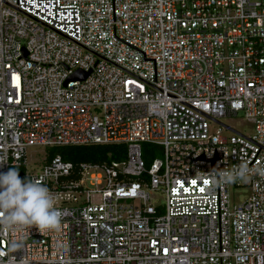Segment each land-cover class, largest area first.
Listing matches in <instances>:
<instances>
[{
    "label": "built area",
    "instance_id": "built-area-1",
    "mask_svg": "<svg viewBox=\"0 0 264 264\" xmlns=\"http://www.w3.org/2000/svg\"><path fill=\"white\" fill-rule=\"evenodd\" d=\"M238 113L251 135L219 122ZM108 144L122 161L25 167L29 146ZM142 144L160 157L146 165ZM240 163L250 197L230 205L217 174ZM11 167L61 221L13 232L0 212V264H264V0H0Z\"/></svg>",
    "mask_w": 264,
    "mask_h": 264
},
{
    "label": "clouds",
    "instance_id": "clouds-1",
    "mask_svg": "<svg viewBox=\"0 0 264 264\" xmlns=\"http://www.w3.org/2000/svg\"><path fill=\"white\" fill-rule=\"evenodd\" d=\"M250 171L246 163H240L218 172V181L222 184L244 181ZM0 212L4 214V223L13 232L23 227L54 230L61 221L56 198L48 187L41 182L21 180L15 167L0 172Z\"/></svg>",
    "mask_w": 264,
    "mask_h": 264
},
{
    "label": "rangeland",
    "instance_id": "rangeland-1",
    "mask_svg": "<svg viewBox=\"0 0 264 264\" xmlns=\"http://www.w3.org/2000/svg\"><path fill=\"white\" fill-rule=\"evenodd\" d=\"M219 122L234 130L235 132L243 135L249 136L253 133V125L247 121L242 113H238L234 117L229 118H221ZM209 130L214 132L218 129V126L209 123ZM231 134L230 131L226 129L222 131V136L229 137ZM49 148L43 146H29L26 148L25 151V160H26V170L28 174H36L40 171L41 167L43 166L44 159L46 156V152ZM159 158L160 155L157 154ZM241 186L234 187L232 184L229 185L228 189V197L230 205H238L243 203L244 201L248 200L250 197V188L247 186V180L239 181ZM93 201H96L97 198L93 197ZM148 205H152L155 207H162L164 205V196L159 192H150L149 193V200L147 201ZM71 204H65V206H70Z\"/></svg>",
    "mask_w": 264,
    "mask_h": 264
},
{
    "label": "trees",
    "instance_id": "trees-1",
    "mask_svg": "<svg viewBox=\"0 0 264 264\" xmlns=\"http://www.w3.org/2000/svg\"><path fill=\"white\" fill-rule=\"evenodd\" d=\"M156 150L151 145L142 144V158L146 165L157 157L149 153ZM126 153L125 145H85L69 147H51L47 150L44 163L58 156L65 162L77 165L80 163H101V162H120Z\"/></svg>",
    "mask_w": 264,
    "mask_h": 264
},
{
    "label": "water",
    "instance_id": "water-1",
    "mask_svg": "<svg viewBox=\"0 0 264 264\" xmlns=\"http://www.w3.org/2000/svg\"><path fill=\"white\" fill-rule=\"evenodd\" d=\"M85 77H86V74H82V73H80V72H76V73H74V75L72 76V79H79V80H83V79H85Z\"/></svg>",
    "mask_w": 264,
    "mask_h": 264
},
{
    "label": "snow or ice",
    "instance_id": "snow-or-ice-1",
    "mask_svg": "<svg viewBox=\"0 0 264 264\" xmlns=\"http://www.w3.org/2000/svg\"><path fill=\"white\" fill-rule=\"evenodd\" d=\"M205 183H207V181H205Z\"/></svg>",
    "mask_w": 264,
    "mask_h": 264
},
{
    "label": "bare ground",
    "instance_id": "bare-ground-1",
    "mask_svg": "<svg viewBox=\"0 0 264 264\" xmlns=\"http://www.w3.org/2000/svg\"><path fill=\"white\" fill-rule=\"evenodd\" d=\"M149 145V144H148ZM152 146V145H151Z\"/></svg>",
    "mask_w": 264,
    "mask_h": 264
}]
</instances>
